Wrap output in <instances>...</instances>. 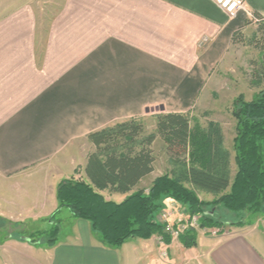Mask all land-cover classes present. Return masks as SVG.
<instances>
[{"label":"crops","instance_id":"0c3cea01","mask_svg":"<svg viewBox=\"0 0 264 264\" xmlns=\"http://www.w3.org/2000/svg\"><path fill=\"white\" fill-rule=\"evenodd\" d=\"M243 1L264 19V0ZM236 16L210 0H58L54 10L0 0V219L56 217L49 232L58 231L54 242L49 232L44 243L8 239L3 246L23 251L19 264H264L260 214L229 235H197L190 249L154 236L115 250L55 196L59 172L79 167L84 177L90 133L160 114L191 118L233 34L255 23ZM144 179L133 191H148L154 179L141 189Z\"/></svg>","mask_w":264,"mask_h":264},{"label":"trees","instance_id":"16d2710c","mask_svg":"<svg viewBox=\"0 0 264 264\" xmlns=\"http://www.w3.org/2000/svg\"><path fill=\"white\" fill-rule=\"evenodd\" d=\"M260 23L264 33V19ZM241 31L233 34L231 43L240 41ZM259 45L264 64V38ZM264 77V72H262ZM259 79V75H257ZM236 106L235 136L232 140L235 174L230 179L229 152L224 148L220 125H192L182 114H160L155 117V132L147 134L141 120H127L90 133L86 140L92 151L86 157L84 177L58 183V209H68L78 220L86 221L101 242L118 249L130 240H150L163 235V227L154 221L161 202L171 200L190 216H200L201 228H223L224 223L205 212L195 192L221 195L216 204L231 213L246 211L264 216V92L249 102ZM162 140L171 154L169 173L155 178L148 191H133L153 172V142ZM101 192L125 196L117 203L106 200ZM230 227H241L231 223ZM57 228L49 232L54 242ZM194 233L177 241L185 248L196 245ZM166 245L170 238L165 236Z\"/></svg>","mask_w":264,"mask_h":264},{"label":"rangeland","instance_id":"374dc122","mask_svg":"<svg viewBox=\"0 0 264 264\" xmlns=\"http://www.w3.org/2000/svg\"><path fill=\"white\" fill-rule=\"evenodd\" d=\"M43 8L47 6L49 9H55L58 0H41ZM260 23H254L252 26L244 27L241 31L240 41L231 45V48L226 52V56L218 65L216 72L210 78L204 97L201 102L193 109L191 115L192 125L206 126L208 122H215L220 125L223 133V146L229 152L231 159L233 158L232 140L235 136L236 124L235 118L232 115L236 109L239 100L249 102L259 92H264V64L259 45L262 43L264 33L259 30ZM259 75V79L257 77ZM144 127L147 134L154 133L155 123L153 117L147 118L144 122ZM154 165L153 172L150 178L144 179L139 188H145L151 179L158 178L170 172L171 170V154H168L166 146L162 140L156 139L153 142ZM81 150L85 149V143L79 142L77 145ZM233 160H230V179L232 180L235 174V165ZM80 168H76L74 172H59L58 178L61 181L69 179H80ZM60 181V182H61ZM59 183V182H58ZM57 183V186H58ZM57 188V187H56ZM143 191V190H142ZM144 192V191H143ZM199 202L206 204L203 207L205 212L213 214L216 219H220L228 227L231 232V223L240 224L252 223L256 214L247 213L246 211L231 213L222 205L216 204L221 195H211L200 191L195 192ZM165 201V200H164ZM162 201L161 203H163ZM169 202L161 205L158 214L154 215V221L158 223V215L167 209ZM52 218L48 220H3L0 219V264H19V252H23L21 247H17L16 241H8V245L3 244L8 239H29L35 242H45L48 239L47 232L56 223ZM231 222V223H230ZM200 235L201 232H194ZM158 239V236H156ZM170 241H177L172 240ZM19 244V243H18ZM157 246H161L156 241ZM165 245V244H164ZM6 246V247H5ZM8 248V250H7Z\"/></svg>","mask_w":264,"mask_h":264},{"label":"built area","instance_id":"2783aa9c","mask_svg":"<svg viewBox=\"0 0 264 264\" xmlns=\"http://www.w3.org/2000/svg\"><path fill=\"white\" fill-rule=\"evenodd\" d=\"M219 9H221L228 18L234 19L238 14L246 13L255 23H258L249 12H247L246 4L243 0H210ZM167 209L163 210L160 215H158V223L163 228V235L158 236V241L161 246H164L165 236L172 240H177L181 236L188 235L194 232H201L202 235L210 237H218L229 235L230 231L228 227L223 228H210L202 229L200 216H190L186 213L185 209L179 204L170 201ZM163 256L166 255L165 251L162 252Z\"/></svg>","mask_w":264,"mask_h":264},{"label":"water","instance_id":"95a60500","mask_svg":"<svg viewBox=\"0 0 264 264\" xmlns=\"http://www.w3.org/2000/svg\"><path fill=\"white\" fill-rule=\"evenodd\" d=\"M158 111V110H157ZM160 111H163V109L162 108H160Z\"/></svg>","mask_w":264,"mask_h":264}]
</instances>
